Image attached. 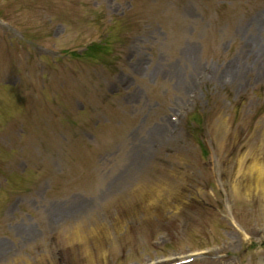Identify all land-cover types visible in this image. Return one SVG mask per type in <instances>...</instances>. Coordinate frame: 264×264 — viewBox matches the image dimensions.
Masks as SVG:
<instances>
[{
	"label": "rangeland",
	"instance_id": "obj_1",
	"mask_svg": "<svg viewBox=\"0 0 264 264\" xmlns=\"http://www.w3.org/2000/svg\"><path fill=\"white\" fill-rule=\"evenodd\" d=\"M263 136L264 0H0V264H264Z\"/></svg>",
	"mask_w": 264,
	"mask_h": 264
},
{
	"label": "trees",
	"instance_id": "obj_2",
	"mask_svg": "<svg viewBox=\"0 0 264 264\" xmlns=\"http://www.w3.org/2000/svg\"><path fill=\"white\" fill-rule=\"evenodd\" d=\"M90 47H91V46H90ZM90 47L87 49L89 53H90L92 50H94V49H93V46H92V49H90ZM89 49H90V50H89ZM87 50H86V51H87ZM84 52H85V51H84Z\"/></svg>",
	"mask_w": 264,
	"mask_h": 264
},
{
	"label": "bare ground",
	"instance_id": "obj_3",
	"mask_svg": "<svg viewBox=\"0 0 264 264\" xmlns=\"http://www.w3.org/2000/svg\"><path fill=\"white\" fill-rule=\"evenodd\" d=\"M263 139H264V136H263ZM243 166V164L241 163V167Z\"/></svg>",
	"mask_w": 264,
	"mask_h": 264
}]
</instances>
